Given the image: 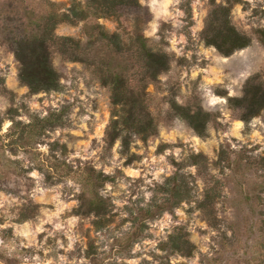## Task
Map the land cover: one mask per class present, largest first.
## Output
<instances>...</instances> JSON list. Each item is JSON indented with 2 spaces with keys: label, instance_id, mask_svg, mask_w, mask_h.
<instances>
[{
  "label": "rangeland",
  "instance_id": "1",
  "mask_svg": "<svg viewBox=\"0 0 264 264\" xmlns=\"http://www.w3.org/2000/svg\"><path fill=\"white\" fill-rule=\"evenodd\" d=\"M94 1L0 0V264H264V107L244 121L229 100L264 81V0H126L107 14ZM73 5L86 17L54 34L76 53L49 47L60 88L31 92L7 36ZM216 6L247 46L204 42ZM136 36L168 56L165 71L144 73ZM100 67L124 76L152 133L111 135L122 112ZM173 101L209 113L204 135Z\"/></svg>",
  "mask_w": 264,
  "mask_h": 264
},
{
  "label": "trees",
  "instance_id": "2",
  "mask_svg": "<svg viewBox=\"0 0 264 264\" xmlns=\"http://www.w3.org/2000/svg\"><path fill=\"white\" fill-rule=\"evenodd\" d=\"M126 0H96V11L107 14L111 11L109 8L102 10V5L114 7L125 3ZM99 6V7H98ZM227 8L216 6L210 11L206 23L201 31L204 42L214 46L222 54H230L236 49L247 46L250 42L249 37L236 30L229 22ZM86 16L84 10L72 6L60 15L39 14L38 18L29 21L28 30H11L7 39L11 43L13 53L19 62L18 76L24 82L31 92L57 90L60 88L58 73L50 62L49 47L56 41L59 42L60 51L67 53H76L77 42L73 39L54 34L57 24L68 21L70 23L76 20H82ZM99 41L112 55L123 53L124 48L121 45L120 37L117 34L107 35L103 31L99 32ZM259 38L264 44V30H258ZM133 45L138 53L141 54L144 73L149 77H154L158 73L168 68L169 58L165 53L153 51L147 47L145 41L140 36H136ZM73 49V50H72ZM129 49V47H128ZM76 58V54H73ZM100 77L103 83L110 90L111 102L114 106L120 107L122 114L115 113L116 117L111 121V135L116 136L122 131H132L143 135L154 131V124L146 113L142 119L136 117L134 105H129L130 98L126 95L127 83L123 75L112 69L100 67ZM231 104L240 110V117L246 121L256 115L264 107V81L258 80L257 76H252L246 80L242 95L229 98ZM138 102V94L136 95ZM171 109L182 117L188 125L199 135H204L206 123L209 120V113L201 109L191 110L188 106H182L176 102L171 103ZM126 113L123 119L122 115Z\"/></svg>",
  "mask_w": 264,
  "mask_h": 264
}]
</instances>
